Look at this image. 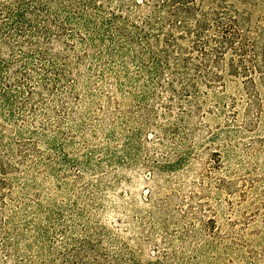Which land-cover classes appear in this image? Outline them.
I'll use <instances>...</instances> for the list:
<instances>
[{"label": "trees", "instance_id": "obj_1", "mask_svg": "<svg viewBox=\"0 0 264 264\" xmlns=\"http://www.w3.org/2000/svg\"><path fill=\"white\" fill-rule=\"evenodd\" d=\"M259 4L0 0V214L7 208L5 198L12 199L9 175L37 163L50 166L55 157L39 148L41 141L62 129L95 92L87 82H108L117 70L130 87L124 94L136 101L128 113L140 116L142 128L157 130L156 143L168 150L158 171L201 163L193 154L194 135L217 136L203 118L220 108L225 127H236L241 97L246 98L242 127L257 129L264 118V13L253 18ZM230 83L241 97L230 96L226 109L219 99ZM77 86L84 92L75 91ZM68 132L64 140H69ZM262 140L245 143V149ZM217 150H208L207 159L217 162ZM66 156L62 150L61 161ZM201 212L199 205L181 215L200 219L206 228L213 220H204ZM3 234L0 218V238ZM180 236L197 240L198 234L191 225ZM145 264L174 263L158 255Z\"/></svg>", "mask_w": 264, "mask_h": 264}, {"label": "rangeland", "instance_id": "obj_2", "mask_svg": "<svg viewBox=\"0 0 264 264\" xmlns=\"http://www.w3.org/2000/svg\"><path fill=\"white\" fill-rule=\"evenodd\" d=\"M258 1L254 19L264 13ZM93 80L87 84L95 92L79 111L41 141L39 148L55 157L50 166L9 175L0 264H145L158 255L174 264H264V118L257 129L242 127L241 91L230 83L219 99L227 106L230 96L241 97L236 127H225L220 108L203 118L217 136L194 135L201 163L161 172L156 165L168 150L156 143L157 130L128 113L136 101L124 94L127 81L118 70L108 82ZM257 138L261 144L247 151L244 144ZM214 148L217 162L207 159ZM199 205L201 217L213 220L206 228L181 215ZM191 225L197 240H182Z\"/></svg>", "mask_w": 264, "mask_h": 264}]
</instances>
